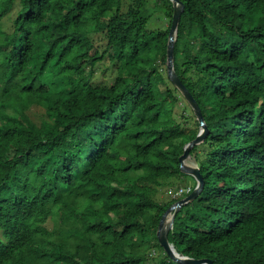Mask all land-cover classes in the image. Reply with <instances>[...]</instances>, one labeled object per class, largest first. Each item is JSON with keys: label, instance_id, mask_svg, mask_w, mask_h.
I'll return each instance as SVG.
<instances>
[{"label": "trees", "instance_id": "trees-1", "mask_svg": "<svg viewBox=\"0 0 264 264\" xmlns=\"http://www.w3.org/2000/svg\"><path fill=\"white\" fill-rule=\"evenodd\" d=\"M181 1L175 69L209 134L169 238L264 264V0ZM149 3L0 0V264H180L157 232L196 188L180 157L200 124L168 77L173 3ZM107 57L114 82L94 84Z\"/></svg>", "mask_w": 264, "mask_h": 264}, {"label": "water", "instance_id": "water-1", "mask_svg": "<svg viewBox=\"0 0 264 264\" xmlns=\"http://www.w3.org/2000/svg\"><path fill=\"white\" fill-rule=\"evenodd\" d=\"M171 1L174 6V15L167 51L168 77L169 80L176 86V88L181 92V94L190 104L200 124V131L196 139L185 146L184 153L180 157V167L183 173L195 178V180L197 181V185L193 192L177 201L165 212L160 221L157 236L161 246L175 262H178L180 264H214L211 259H195L178 252L175 245L170 241L169 238L170 232H172L174 229V224L178 213L182 210L183 207L195 201L205 189V179L199 165L191 164L189 163V160L192 157L191 152L193 148L197 145L202 144L209 134V127L205 121V117L197 100L187 88V86L183 83L175 69V48L178 40V32L182 14L185 11V5L181 0Z\"/></svg>", "mask_w": 264, "mask_h": 264}, {"label": "rangeland", "instance_id": "rangeland-1", "mask_svg": "<svg viewBox=\"0 0 264 264\" xmlns=\"http://www.w3.org/2000/svg\"><path fill=\"white\" fill-rule=\"evenodd\" d=\"M149 5L151 6V0H150ZM124 8H126V7H124ZM168 24L169 23L166 22V21H153L152 23H150V30L151 29L154 30V29H158V28L165 29V28H167ZM115 76H116V74H115L113 63L107 57L97 67V70H96V72L94 74V77H93V83L94 84H99V85L100 84L112 85L113 82H114L113 80H114ZM190 126L194 127V124L191 123ZM195 156L196 155H193L190 158L189 163L197 164ZM178 185L180 186L179 193H178V191L175 192L174 190H173L174 192L170 193L173 198H175L179 194H181L182 190H185V191L189 190V188H191V187H193L195 185V182H194L193 179L188 178V179L184 180L183 182L179 183Z\"/></svg>", "mask_w": 264, "mask_h": 264}, {"label": "built area", "instance_id": "built-area-1", "mask_svg": "<svg viewBox=\"0 0 264 264\" xmlns=\"http://www.w3.org/2000/svg\"><path fill=\"white\" fill-rule=\"evenodd\" d=\"M185 190H182V192L181 193H183ZM189 191V190H188Z\"/></svg>", "mask_w": 264, "mask_h": 264}, {"label": "bare ground", "instance_id": "bare-ground-1", "mask_svg": "<svg viewBox=\"0 0 264 264\" xmlns=\"http://www.w3.org/2000/svg\"><path fill=\"white\" fill-rule=\"evenodd\" d=\"M105 70V69H104ZM105 75V74H104ZM185 99V98H184Z\"/></svg>", "mask_w": 264, "mask_h": 264}]
</instances>
